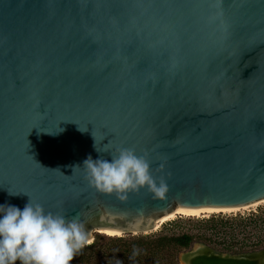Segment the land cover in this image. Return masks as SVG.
Masks as SVG:
<instances>
[{
  "label": "water",
  "instance_id": "95a60500",
  "mask_svg": "<svg viewBox=\"0 0 264 264\" xmlns=\"http://www.w3.org/2000/svg\"><path fill=\"white\" fill-rule=\"evenodd\" d=\"M120 148L163 197L88 184L83 161ZM25 193L91 241L263 199L264 0H0V204L22 209ZM200 254L264 264V248L207 245L180 260Z\"/></svg>",
  "mask_w": 264,
  "mask_h": 264
},
{
  "label": "clouds",
  "instance_id": "9594fccd",
  "mask_svg": "<svg viewBox=\"0 0 264 264\" xmlns=\"http://www.w3.org/2000/svg\"><path fill=\"white\" fill-rule=\"evenodd\" d=\"M94 148L101 153L96 140ZM82 167L91 187L100 193L115 194L121 201L144 187L157 197L167 191V185L163 181L157 184L151 175L149 161L130 148L118 149L110 160L89 156ZM7 192L10 196L23 193ZM28 197L22 209L0 204V264H71L75 255L92 242L85 223L77 215L69 218L46 210Z\"/></svg>",
  "mask_w": 264,
  "mask_h": 264
},
{
  "label": "trees",
  "instance_id": "16d2710c",
  "mask_svg": "<svg viewBox=\"0 0 264 264\" xmlns=\"http://www.w3.org/2000/svg\"><path fill=\"white\" fill-rule=\"evenodd\" d=\"M196 242L226 253L263 249L264 209L247 215L214 213L208 217L177 218L150 233L116 236L96 233L94 240L75 255L71 264H183L180 253ZM201 258L205 260L200 261ZM208 262L241 264L251 261L221 257L193 260V264Z\"/></svg>",
  "mask_w": 264,
  "mask_h": 264
},
{
  "label": "bare ground",
  "instance_id": "6f19581e",
  "mask_svg": "<svg viewBox=\"0 0 264 264\" xmlns=\"http://www.w3.org/2000/svg\"><path fill=\"white\" fill-rule=\"evenodd\" d=\"M261 203H264V198L261 199V200H258L256 202H252V203H249V204H245L243 206H238V207H233V208H227V209H208V210H205V211H201V212H198V213H182V212H174V213H171V214H168L162 218H160L156 223L155 225L150 228V229H146V230H143V232H152V231H155L159 228L160 224H162L164 221L166 220H170V219H173L177 216H208L210 213H218V212H233V211H240L242 209H246V208H249V207H252V206H255V205H258V204H261ZM101 234H106V235H110V236H116V235H120L121 233L120 232H107V231H103V230H100L99 231ZM134 232H138V231H134ZM201 247L200 244H196V246L194 247V250H199Z\"/></svg>",
  "mask_w": 264,
  "mask_h": 264
},
{
  "label": "rangeland",
  "instance_id": "374dc122",
  "mask_svg": "<svg viewBox=\"0 0 264 264\" xmlns=\"http://www.w3.org/2000/svg\"><path fill=\"white\" fill-rule=\"evenodd\" d=\"M264 209V203H261V204H258V205H255V206H252V207H249V208H246V209H242L240 211H233V212H218V213H221V214H224V215H227V216H235V215H247L248 213L250 212H257V211H260ZM211 214H214V213H210L208 216H210ZM208 216H204V217H208ZM198 217H203V216H198ZM197 216H177L173 219H170V220H166L164 221L162 224H160L159 228L155 231H158L162 226L163 224L167 223V222H170L171 220H174V219H177V218H183V219H188V218H198ZM188 226V225H187ZM186 227V226H185ZM155 231H152V232H155ZM196 244H200V245H207V246H210L208 244H205V243H202V242H196L190 249H187V250H184L180 253V256L182 254H184L186 251H189L191 250L193 247L196 246ZM212 247V246H211ZM219 251V250H218ZM221 252V251H220ZM222 253H226V252H222ZM243 253H250V252H241V253H228V254H243Z\"/></svg>",
  "mask_w": 264,
  "mask_h": 264
},
{
  "label": "flooded vegetation",
  "instance_id": "af4514ba",
  "mask_svg": "<svg viewBox=\"0 0 264 264\" xmlns=\"http://www.w3.org/2000/svg\"><path fill=\"white\" fill-rule=\"evenodd\" d=\"M254 252V251H253ZM199 257H204V258H211V257H219V256H209V255H206V254H200V255H197L195 256L193 259H192V264H193V260L195 258H199ZM221 258H225V257H221ZM228 258H234V259H247V260H250L251 262L250 263H241V264H261L260 260L256 257V258H253V259H248V258H237V257H228ZM198 260V259H197ZM200 261H203L205 259H199ZM209 264H213V262H208ZM234 264H239V263H234Z\"/></svg>",
  "mask_w": 264,
  "mask_h": 264
}]
</instances>
